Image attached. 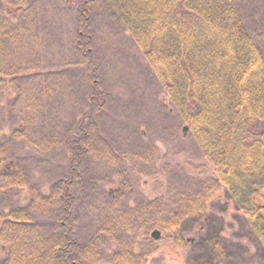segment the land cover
Returning <instances> with one entry per match:
<instances>
[{"label": "trees", "instance_id": "obj_1", "mask_svg": "<svg viewBox=\"0 0 264 264\" xmlns=\"http://www.w3.org/2000/svg\"><path fill=\"white\" fill-rule=\"evenodd\" d=\"M99 1L82 0L76 9L79 30L69 47L77 55L91 53L85 47L92 42L93 6ZM105 3L146 59L213 176L195 194L177 192L142 201L121 214L113 212L96 236L81 243L68 223L76 202L70 189L73 179L57 182L51 193L44 194L27 181L23 171L13 169L12 155L1 145L0 196L13 189H28L31 198L20 208H13L7 197L0 199V264H151L166 239L173 240L177 252L182 253L186 226L197 221H202L200 231L205 233L197 245L203 253L199 257L224 260V240L208 205L219 188L229 193L264 252V53L234 1ZM40 12L31 0H0V100L19 79L45 75L41 57L32 49L44 27ZM39 84L24 110L26 126L40 117L57 85L48 80ZM93 89L96 95L91 103L102 108L103 104L95 103L101 98L95 83ZM91 114L82 120H89L90 125L80 128L82 136L70 143H77L72 147L78 151V161L83 154L94 155ZM17 132L15 137L23 136ZM104 155L108 157V153ZM76 161L69 166L72 177ZM124 195L122 190L113 203L120 205ZM50 216L56 221L45 233L39 217ZM154 229L161 233L160 239L151 237Z\"/></svg>", "mask_w": 264, "mask_h": 264}, {"label": "rangeland", "instance_id": "obj_2", "mask_svg": "<svg viewBox=\"0 0 264 264\" xmlns=\"http://www.w3.org/2000/svg\"><path fill=\"white\" fill-rule=\"evenodd\" d=\"M81 1L31 0L41 11L44 24L32 49L41 57L45 75L19 79L0 100V147L6 145L15 163L13 169L23 171L27 181L44 194L51 193L57 182L73 179L70 189L76 202L68 223L74 237L84 243L99 233L113 212L121 214L142 201L177 192L195 194L213 173L189 131H184L183 120L146 59L105 0L93 6L92 42L85 47L90 55L70 50L79 30L75 16ZM233 1L264 53V0ZM39 80L57 85L40 117L26 126L24 110L27 101L36 96ZM94 83L101 94L95 103L103 104L102 108L91 103L96 95ZM90 112L95 124V156L83 154L78 161V151L72 147L77 143H70L82 136L80 128L90 125L89 120L82 123ZM16 131L23 136L15 137ZM76 158L72 177L69 166ZM122 190L125 199L114 204ZM3 197L9 198L13 208L28 205L31 198L28 189H13L0 199ZM208 205L209 215L218 222L225 256L230 259L199 257L203 253L197 245L205 233L200 231L202 221H197L186 226L182 253L177 252L173 240L166 239L151 264H202L206 260L204 264H264V252L229 193L219 188ZM55 221V216L39 217L45 233ZM156 231L151 232L152 238Z\"/></svg>", "mask_w": 264, "mask_h": 264}, {"label": "water", "instance_id": "obj_3", "mask_svg": "<svg viewBox=\"0 0 264 264\" xmlns=\"http://www.w3.org/2000/svg\"><path fill=\"white\" fill-rule=\"evenodd\" d=\"M185 130H186V129H185ZM159 236H160L159 231L154 232V234H153V237H154V238H158Z\"/></svg>", "mask_w": 264, "mask_h": 264}]
</instances>
